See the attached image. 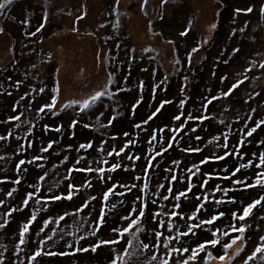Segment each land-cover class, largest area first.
<instances>
[{
	"label": "trees",
	"instance_id": "1",
	"mask_svg": "<svg viewBox=\"0 0 264 264\" xmlns=\"http://www.w3.org/2000/svg\"><path fill=\"white\" fill-rule=\"evenodd\" d=\"M194 1L197 0H187V10L188 5ZM215 1L217 8L214 12V25L216 27L213 28L212 35L204 39L203 45L201 42L202 32L196 31L195 25L188 28V23L190 21L194 23L196 17L187 11L188 35L185 36V42L179 45L175 40L174 43H170L171 45L167 44L171 46L172 53L175 55L172 63L175 71L170 74L162 73L158 75L153 71L154 65L161 61L160 57L163 54H159L158 59L154 62V58L150 56L154 55V51L163 53L161 44L155 48L149 45L145 47L146 50H141V60L134 56L131 58L127 53L128 51H125L127 46L120 39L124 38L123 28H120L119 35H117L118 33L111 29L113 27L111 21L105 19L102 34L109 37L113 36L114 41L111 40L113 45H111V48L114 47L116 50L113 64L117 66V56H121V54H124L128 59L124 66H120L118 80L113 81V84L118 86L120 91L114 93L115 97L113 98L110 87L105 96L101 97L84 112L80 111L78 105L60 111L47 112L46 110L45 113L38 111L39 107L50 102L57 90L56 63L51 53L43 50L42 43L48 39L51 33L60 30V26H63L57 20L58 15L57 18L55 17V14H60L59 7L53 4L52 12H48L53 16V24L48 27L44 26L35 36H30L28 33L36 32L37 27L41 25L37 16L39 13L34 11V18L30 19H33V21L27 25L23 23L28 18L24 13L27 7L26 3L28 5V3H32L31 1L20 0L17 4L15 3V6L11 7V11H9V15L11 18L13 17L12 19L9 18L10 21L4 22L6 14L4 11L0 12V28L10 36L11 51L14 54V58L10 60L8 66L0 69V135H7L8 132L12 133L8 140L0 141V157H3V159H0V181H4V183H0V201L4 202L3 207H0V216H3L5 211L10 210L12 207L21 206L22 198L25 197L27 192L32 191L29 185H37L36 196L45 198L52 193L63 194L65 186L69 183H74L77 187H80V192L74 195L72 201L52 203L46 206L47 211H37V220L30 228L23 245L19 243V231L29 217L30 211L41 208L42 201L36 203L34 198L33 201L29 202L31 208H26L22 212H15L10 218H6L8 220L6 227L0 229V260H3L4 264H34L30 260V256L37 250L38 243L50 229L56 231L55 239L57 242L55 244L48 242L43 247L51 248V250L74 251V249H67L64 243L65 240L72 242L75 239L67 235L71 232H77L78 235L88 237L87 240L81 241L80 245L77 246L89 248L95 240L113 237L112 228L120 226L122 223L121 216L133 204V198L137 195L139 188L142 187V183L141 181H135L137 188L133 189L132 192L125 190V196L110 198V204L115 203L116 208L109 213L102 234L92 237L90 235L91 228L102 206L100 197L107 189L108 184L126 183L131 185L135 176H145L143 169L146 160L144 158L152 152L153 147H159L156 142L153 143V146L147 143L150 138L149 133L158 136L163 135L167 139L170 135L167 130L168 126H175L177 123L172 118L178 113L179 103L182 99L187 101L182 110L185 114L191 113L197 116L203 111L209 119L204 121L203 124L199 121H187L185 124L187 134L181 133L183 139L162 158L158 157L156 161H153L154 168L148 173L150 176L147 192L149 213L159 210L161 204L166 205V211L172 208L170 201H165L160 197L165 189L159 187V185L171 186L177 194L186 190L185 186L189 183L190 177L187 168L199 164L202 156L223 152L224 150L219 147V143L223 142L225 134L228 135L231 146H237L239 139L246 140V145L241 149L246 153L245 160H255L256 158L252 156L253 153L264 152V145L260 143L264 140V126L258 129L251 138H246L241 134L245 130V124L253 126L254 122L264 119V69L259 66L264 63V56L261 62H257L264 53V11H262L264 0ZM180 2L181 0H178L177 3ZM152 3H154V0H148L146 5L144 3L143 8L146 10L144 13L148 15L147 18L150 17L151 20H154V17L150 14L151 12L147 11ZM129 4L130 7L120 9L122 5H120V8L117 7L115 0H104L102 4L103 12L113 14L118 12V14L123 15L128 13L130 15L128 11L134 5ZM34 7L41 12L40 5L38 7L34 4ZM166 8L170 9L160 1L157 13L167 16ZM248 8H251L252 11L247 12ZM236 9H241V11L237 13ZM63 10L70 12L71 8H63ZM63 18L67 17L63 16ZM157 25L164 32L169 26L166 20L160 21ZM95 30L97 29L93 31ZM183 49H187V56H183L186 52ZM193 49L201 50L202 55L199 61L194 56L197 51H193ZM234 49H239V51L235 52ZM189 57H191L190 62ZM142 60H145V63H142ZM177 60L179 63H177ZM224 61H227V63ZM253 61L255 62L254 67L252 66ZM247 68L252 70L245 71ZM223 76H227L228 79L221 83ZM15 77L20 79L16 80ZM238 81H243V83L233 91L231 96L213 101L211 105H208L206 111L202 109V103L206 98L220 96L223 91ZM124 83L128 85L126 89L123 88ZM141 84H143V89L139 87ZM157 85L160 87L157 88ZM40 88L44 89L43 93L38 91ZM239 90L241 95L245 94L244 97H238ZM9 92L11 95H8ZM21 97H24V99H21ZM141 97L142 102L133 113V102ZM163 99L172 100L174 103L166 105L154 121L144 126L147 131L137 129L135 124L142 123L148 114L156 108L158 102ZM15 115H21V121H13L12 117ZM112 116H116V119L109 124ZM74 119H79L81 124L89 123L94 127L84 129L78 125L75 129H70L69 124ZM104 125L108 126L105 127ZM60 126L63 127L62 133H55L50 130ZM193 127L196 128V133L188 131ZM45 128L49 130L45 131ZM161 128L164 129L163 133L159 131ZM125 133H128L127 137L124 135ZM197 134L202 138L200 141L195 140ZM112 137L117 139H112ZM214 137H220V140L217 141ZM52 140H56V143L50 152L41 153L40 148ZM129 140L132 141V144L125 148L121 156L107 155L112 149L119 150ZM87 142L92 143L93 147L91 149L78 148L79 144ZM29 144L32 146L29 147ZM21 145H23V148ZM182 146H198L203 149V152L185 153L180 151ZM101 147L104 149L103 153L99 151ZM37 155H43L47 158L32 164H26L24 166L26 171L17 170L20 159L32 160ZM127 156H139L141 159L129 161L126 159ZM81 157L83 159H81V165L79 166L91 164L94 168L97 166L107 168L111 163L119 162L122 168L116 173H112L114 179L107 183L96 179L94 173H70L69 170L77 166L75 161ZM101 158L107 159L109 164L98 165L97 160ZM256 162L258 163V160ZM41 164L43 167L39 166ZM235 164V158L229 157L227 161L212 162L201 167L204 171L220 172L221 165L231 169ZM124 168L129 170L124 171ZM166 168L173 170V174L179 178V183L169 184V181L165 179L168 176L165 171ZM251 172V169L242 170L245 176H249ZM68 176H71V179H66ZM42 177L43 179H41ZM15 179H20L21 184L13 183ZM88 179L92 180L93 186L89 188L82 187ZM252 179H254V176ZM190 180L194 182L195 186L193 192L189 193V197L203 194L209 197V201H214V199L227 200L229 198L225 197L222 192L214 191L213 185L217 181H209L207 189H200L199 174L190 177ZM220 183L222 187H231L229 182ZM13 188L17 191L12 197H8L7 193ZM153 192L157 193V196L154 197ZM139 194L144 195L142 192ZM258 194H264V189L249 190L248 193L244 194L239 191L230 193V196L239 200L240 204L235 206L232 204L218 205L215 210L242 211V205L250 202L252 198H258ZM93 195L97 197V200H91ZM152 199L158 201L155 206L151 204ZM85 201L89 202V208L85 209L83 213L76 216L68 215L65 221H60L58 225H49L43 233L37 235L46 220L64 213H75L77 207ZM196 204L197 202L194 199L185 201L179 211L186 215L190 214ZM201 215H204V213L202 212ZM262 216H264V210H260L258 207L254 209L253 215L244 222L247 225V231L244 234L245 239L237 242L242 247L239 252L235 251L232 254L234 245L227 251L221 245H217L215 249L208 248L205 252L200 253L197 257V264H205V261L206 264H264V254H261L262 256L260 255L261 257L258 258L259 253H255L254 259H248L254 255V253L250 255L248 253L256 245L259 237L263 235L264 219H261ZM0 222L3 221L0 220ZM180 223L183 226V221H180ZM142 227L144 231L139 238L151 245L156 227L151 215L146 217ZM160 230L164 231V229ZM205 235V233H199V240L197 237L183 238L181 244L184 247L194 248L198 242L205 239ZM239 235V233H232L230 237L221 236V244L230 242L231 237ZM61 236L64 239H61ZM129 239H131V235L127 234L120 245L101 246L95 253L89 250L86 253L80 252L68 257H41L38 258L37 264H111L116 254L123 255L126 249V241ZM133 244V249H127L132 255L125 257V259L130 264H150L151 256L156 254L154 249L150 247L146 251H136V242L133 241ZM207 251H212L213 256L217 259L208 260L206 257ZM220 255L226 257L224 262L219 260ZM230 255L231 258H229ZM201 257H205V260L202 261ZM175 260L176 258L173 256L170 264H175ZM151 264H158V261L151 262Z\"/></svg>",
	"mask_w": 264,
	"mask_h": 264
},
{
	"label": "snow or ice",
	"instance_id": "2",
	"mask_svg": "<svg viewBox=\"0 0 264 264\" xmlns=\"http://www.w3.org/2000/svg\"><path fill=\"white\" fill-rule=\"evenodd\" d=\"M163 3H168L169 0H162ZM13 3V0H3V2H0V12H3V10L10 4ZM145 5L148 3V0H144ZM115 4L118 7L119 6V0H115ZM241 9H236V12L239 13ZM247 12H251L252 9L248 8L246 10ZM264 11V9H262ZM86 15V13H85ZM83 16L78 17L77 19H83ZM163 17L161 16V19ZM45 23L47 22V16L44 17ZM25 25L28 24V21H23ZM44 27V24L42 23L39 25L36 29V32H30L28 35L35 36L37 32L41 31ZM103 27V25H101ZM213 28L216 26L213 25ZM3 32V29L0 28V33ZM187 31H182L180 33V36L184 37L187 36ZM169 43H174V41H168ZM193 51H199V49H193ZM235 52H238L239 49H234ZM191 60V57H189V62ZM227 63V61H224ZM177 63L179 61L177 60ZM252 66H255V62H252ZM261 69H264V63H261L260 65ZM251 68H247L245 71H251ZM187 79V77H185ZM227 76H223L221 78V83H223L225 80H227ZM243 83V81H238L236 83H233L227 90L223 91L220 96H211L205 99V101L202 103V109L204 111L207 110L208 105H211L213 101L219 100V99H226L229 96L232 95L233 91L237 89L240 84ZM141 89H143V84L139 86ZM157 88L160 86L157 85ZM40 93L44 92L43 88H40L38 90ZM107 88H105L102 91H97L94 95H92L89 99H85L82 102L77 101H70L69 103H66L63 105V108L67 109L70 107H73L77 103H80V111L84 112L87 110L92 104L96 103L101 97L105 96L107 94ZM58 92V89H57ZM8 95H11L9 92ZM21 99H24V97H21ZM57 96H53L50 100V102L45 103L43 106L38 108V111L40 113L52 112L53 110L59 111L57 109ZM142 102V97L138 98L136 101L133 102L132 105V112L134 113L136 108L139 106V104ZM174 101L169 99H163L158 102L156 108L152 110L148 116L143 120L142 123L135 124V127L137 129H144L147 131L146 128H144L145 125H148L150 122L154 121L155 118H157L158 115L161 114L162 110L165 109L166 105L173 104ZM187 103L186 100L182 99L179 103V111L177 114L173 116V120L176 123L175 126H168V132L170 135L165 139L163 135H156L153 133H149L150 138L147 140V143L150 146H153V143L156 142L159 144V147H153V150L147 157L144 159L146 160V164L144 166V173L145 176H135L134 182L129 184H108L107 189L102 193V196L100 197L102 206L97 213V216L93 222L91 233L90 235L92 237H97L98 235L102 234V229L107 223V217L111 211H114L116 208L115 203L110 204V198L111 197H123L126 195V192H132L133 189L137 188V184L135 181H141L142 187L139 188L138 193L133 198V204L129 207L127 212L121 216L122 223L119 227L114 226L112 228V232L114 233L113 237L109 239H99L92 242L91 247H84V246H77L80 245L81 241H85L88 239L85 235H78L77 232H71L67 235H70L74 237L75 239L72 242H69L67 240L64 241L65 246L69 250L74 251H66V250H51V248H45L43 245L48 244V242H52V244H55L57 241L55 239L57 233L55 230L50 229L48 233L45 234V236L41 239V241L38 243L37 250L34 251V253L30 256V260L34 262V264H37L38 258L41 257H68L71 255H75L76 253L80 252H88L91 250L93 253L97 251L101 246H113V245H120L121 241L125 239L127 234L131 235V239L126 241V249L123 252V255L116 254L114 258L111 261V264H130L129 261L125 259V257H128L132 255L127 249H133L134 244L133 241L136 242V251H146L150 247H152L156 254H153L151 256V262L158 261V264H170V262L173 259V256H175V264H197V257L200 253H203L208 248L215 249L217 245H221V247L227 251L228 249H231L233 245H236L238 241H243L245 239L244 234L247 231V225L244 223L247 218H249L251 215H253L254 209H257L259 207L260 210H264V194H258V198H252L250 199V202H247L246 204L242 205V211H232V212H226V211H216L215 208L218 205H226V204H232L237 205L240 204V201L237 199H234L230 196V193H235L239 191L240 193H248L249 190H255V189H264V152H261L259 154L253 153L252 156L256 159H247L245 160L246 153H244L241 149L246 145L245 139H239L237 141V146H231L229 143V137L227 134L223 136V142L219 143V147L223 149L224 151L220 154H210L208 156H202L200 159L199 164H194L192 167L187 168L188 173L190 174V177L197 176L199 174L200 176V189H207L209 185V181H217L213 187L215 192H222L225 197H229L227 200L224 199H214V201H209V197L207 195H193L192 197H189V193L193 192L194 182L190 180L189 177V183L185 186L186 190L180 191L178 194L174 192V189L171 186H165L163 184L159 185V187L164 188L165 191L160 194V197L165 201H170L172 203V208L170 210H165L166 205L161 204L159 210L149 213V201L147 199V192L149 189V179L150 176L148 173L151 169L154 168L153 161H156L158 157L162 158L166 153H168L173 147L179 143L180 140L183 139V136H181V133H185V124L187 121H199L201 124L204 123V121L208 120L209 117L207 115H204V112L202 111L200 115L194 116L191 113L185 114L182 110L185 107V104ZM116 119V116H112L111 120L109 121V124ZM251 119V118H249ZM13 121H21V115H15L12 117ZM223 123V121H222ZM78 125H80L84 129H92L94 126L89 123H83L81 124V121L79 119H74L70 124V129H75ZM107 127L108 125H104ZM262 126H264V119L259 120L258 122H254L253 126H248L247 124L244 125V131L241 133L246 138H251L254 133L257 132L258 129H261ZM19 127V125H17ZM49 129L45 128V131H48ZM51 131L55 133H62L63 127H55L53 129H50ZM161 133H163L164 129H159ZM191 133H196V128H190L188 129ZM12 133L8 132L7 135H0V141H6L11 137ZM126 137L128 136V133L124 134ZM19 139V137H17ZM112 139H117L116 137H112ZM191 139V137H189ZM202 138L200 135L195 136L196 141H200ZM215 140L219 141L220 137H214ZM56 143V140H52L51 142L47 143L45 146H42L40 148L41 153H49L50 150L53 148V145ZM107 143V141H105ZM211 143V141H209ZM262 145H264V140L260 141ZM130 144H132V141L129 140L126 142L125 145H123L119 150L112 149L107 153L108 156L115 155L117 157L121 156V154L125 151V148H127ZM29 147L32 145L29 144ZM23 148V145H21ZM93 147L91 142L87 143H81L79 144V149L88 150ZM230 149V150H229ZM100 153L104 152V149L101 147L99 149ZM180 151L185 153H201L203 152V149L196 146H182L180 147ZM229 157H233L236 160V164L230 169L227 166L221 165V171L220 172H213L211 170L204 171L202 169V165H209L212 162H223L227 161ZM47 157L43 155H37L33 157L32 160H25L20 159L17 165L18 171H26V168L24 166L26 164H32L37 161H42L46 159ZM0 159H3V157H0ZM81 157L80 159H77L75 161L76 167H73L69 170L70 173H89V174H95L96 179L100 180L101 182L107 183L110 180H113L114 177L112 176V173H116L118 170L122 168L121 163L119 162H113L111 165L107 168L97 166L92 167L91 164H86L85 166H79L81 165ZM126 159L129 161L133 160H140L141 157L136 156H127ZM258 160V163L256 162ZM174 163H176L174 161ZM97 164H103L108 165L109 161L107 159L101 158L97 160ZM40 167H43V165H39ZM251 169L252 172L249 176H245L242 173V170H249ZM124 171H128L129 169L124 168ZM165 171L168 173V176L165 177L166 180L169 181V184L176 182L179 183V178L177 175L173 174L172 169H165ZM107 173V174H106ZM254 176V179L252 177ZM43 179V177L41 178ZM66 179H71V176L66 177ZM251 180V182H250ZM220 182H229L231 187H222ZM0 183H4V181H0ZM15 184H21L20 179H15L13 181ZM93 183L91 179L86 180V183L82 185L84 188L92 187ZM29 187L32 189V191H29L26 193L25 197L21 200V206L12 207L10 210H6L3 216H0V220L3 222H0V229H3L6 227L8 220L6 218H10L13 213L15 212H22L26 208H31L30 201H33L35 198L36 203H41V208L39 209H33L30 211L29 217L24 222L22 229L19 231V243L23 245L25 243V237L28 235L30 228L32 227L33 223L37 220V211H47V205H50L52 203H58V202H67L72 201L74 195L78 194L80 192V187H77L74 183H69L65 186L64 193H52L48 197L43 196H36L37 192V185H29ZM119 189V191H118ZM17 190L13 188L11 191L7 193L8 197H12L13 194ZM143 193L144 195H140L139 193ZM152 195L155 197L157 196V193L153 192ZM191 199H194L197 204L195 205L193 212L190 214H184L183 212L179 211L182 206L183 202L190 201ZM92 201L97 200L96 196L91 197ZM158 203L157 199H152L151 204L155 206ZM4 202L0 201V207H3ZM89 208V202L85 201L80 206L77 207L75 213H64L62 215H57V217L53 219H48L45 221L44 225H42L37 232V235H40L44 232V229L47 228L49 225L52 224H59L60 221H65L66 216L72 215L76 216L80 213H83L85 209ZM204 213V215H201V213ZM87 214V213H85ZM148 215H151L152 220L154 221L156 227L153 232V240L151 245L149 243H145L143 240H140V234L143 233L144 229L142 227L146 217ZM261 219H264V216L261 217ZM180 221H183V226L181 225ZM219 222V223H217ZM226 225V227H225ZM135 229V231H133ZM160 229H164V231H161ZM199 233H205V239H203L202 242H198L194 248L184 247L181 244V241L183 238H190V237H197L199 240ZM232 233H239V236L231 237L230 242H225L221 244V236L223 237H230ZM61 239H64L63 236L60 237ZM260 242L258 246L255 248V253L264 254V236H261L259 238ZM180 245V246H178ZM237 252H239V249H237ZM162 253V255H160ZM255 253L253 256H250L248 259L252 260L254 259ZM185 254H187L185 256ZM183 257V258H182ZM206 257L208 260H215L217 257L213 256L212 251L206 252ZM202 261L205 260V257L200 258ZM226 257L224 255L219 256V260L221 262H224ZM0 264H4L3 260H0ZM206 264V261H205Z\"/></svg>",
	"mask_w": 264,
	"mask_h": 264
},
{
	"label": "rangeland",
	"instance_id": "3",
	"mask_svg": "<svg viewBox=\"0 0 264 264\" xmlns=\"http://www.w3.org/2000/svg\"><path fill=\"white\" fill-rule=\"evenodd\" d=\"M18 1L20 0H13V3L3 10L6 14L4 22L10 21L9 18H11V16L9 15V11H11V7L13 8ZM27 1L32 2L28 3V5L26 3L27 7L24 12L28 17V23L33 21V19H30L34 18V11H36L40 14H37L40 19L39 23H43L45 27L53 24V16L48 13L49 11L52 12L53 4L59 7L58 10L60 14H55V17L57 18L58 15L57 20L59 23L63 24V26H60V30H55L51 33L48 39L42 43L43 50L50 52L56 63L58 92L56 90L53 96L58 95L57 109H59V111L65 109L63 108L64 104L70 101L82 102L85 99H89L97 91H102L105 88L108 90L111 87L113 98L115 97L114 93L120 91V88L114 85L113 81H117L120 77V66H124L128 58L124 54H121V56H117V66L113 64V60H115L114 53L116 52L114 47L113 49L111 48V40L114 41L113 36L109 37L106 34H102L105 26V19L111 21L113 26L111 29L118 33L117 35H119L120 28H123L124 38H119L122 39L124 45L127 46L125 47V51H128L127 53H129L131 58L134 56L138 60H141V50H146L145 47L150 45L152 48H155L157 45H162L163 53L154 51V55L150 56L154 58V62L158 59L159 54H163L162 57H160L161 61H159L157 65H154L153 69L155 74L160 75L162 73L170 74L175 71L172 64L175 55L172 53L171 46L167 44L169 43L168 41L175 40H177L179 45L185 42V36H180V33L182 31H187V11L189 14L195 15L196 17L194 23L193 21L188 23V28L195 25V30L202 32V40H200L203 45L204 39L212 35V26L215 24L214 12L215 8H217L215 0H197L191 2L188 5V10L187 0H181L179 4L177 3L178 0H169L165 5L170 9H164L167 11V16H163L162 13H157V8H159L160 1L162 0H154V3L157 5L152 3L147 9L154 17V20H151L150 17L147 18L148 15L144 13L146 11L143 8L144 0H119V8L120 5H122L120 9L130 7L129 3L134 5V7H131L132 10L130 8L128 11L130 15L128 13L123 15L118 14V12H114V14L103 12L104 9L102 4L104 0ZM0 2H3V0H0ZM34 4L38 5V7L40 5L39 8L41 12L36 10L37 8L34 7ZM62 7L64 9L71 8V10L70 12H66ZM45 15L47 16L46 23L44 21ZM63 16L67 18H63ZM80 16L84 18L77 19ZM161 16L163 17L162 19ZM162 20H166L169 25L165 32L157 25ZM101 25H103V27H101ZM94 29L97 30L93 31ZM183 50L186 51L183 56H187V49ZM201 55V50L195 52L194 56L197 61L201 59ZM263 56L264 53L257 62H261ZM12 58H14V54L11 51L10 36L7 32L3 31L0 33V69L8 66ZM142 63H145V60ZM15 78L16 80L20 79L19 77ZM127 87V83H124L123 88L126 89ZM244 96L245 94L241 95L239 90L238 97L241 98ZM77 105L80 106V103H77L76 106ZM262 234L261 236H264V230ZM259 242L260 240L258 239L256 245L248 253L249 255L255 253V248L258 246ZM241 248L240 244L234 245L232 254L237 251V249L240 250ZM258 255V258L262 256L261 254ZM229 258H231V255Z\"/></svg>",
	"mask_w": 264,
	"mask_h": 264
}]
</instances>
